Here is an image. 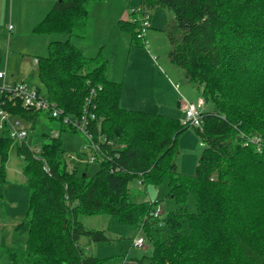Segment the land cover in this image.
Returning a JSON list of instances; mask_svg holds the SVG:
<instances>
[{"label":"trees","instance_id":"16d2710c","mask_svg":"<svg viewBox=\"0 0 264 264\" xmlns=\"http://www.w3.org/2000/svg\"><path fill=\"white\" fill-rule=\"evenodd\" d=\"M95 1L101 0H57L34 25L35 32L64 38L51 40L46 56H35L39 83L33 86L62 111L46 112L60 119L61 129L78 130L64 116L87 119L99 168L91 175L68 169L60 133L44 135L36 148L18 142L30 188L26 213L14 227L24 244L0 243V264H102L105 258L89 254L86 244L110 238L79 220L80 214L100 213L138 227L152 246L122 264H264V0L132 4L141 5V15L155 4L173 11L180 32L170 34L171 60L211 105L202 127L193 126L204 144L193 174L176 164L179 135L192 125L124 107L122 83L109 78L108 60L86 55L73 42L85 38ZM141 18L119 20L132 41L145 40ZM2 100L13 117L33 124L42 111L18 97L4 94ZM14 140L6 124L0 133L2 163ZM134 178L154 186L168 180L177 206L155 216L156 201H129ZM191 196L195 210L189 208Z\"/></svg>","mask_w":264,"mask_h":264},{"label":"rangeland","instance_id":"374dc122","mask_svg":"<svg viewBox=\"0 0 264 264\" xmlns=\"http://www.w3.org/2000/svg\"><path fill=\"white\" fill-rule=\"evenodd\" d=\"M141 1L101 0L91 3L86 36L83 39L74 37L73 42L81 47L86 55L101 54L108 60V76L122 83V94L125 99H129L128 105H135L130 99L134 98L135 103L139 99L144 102L145 108L136 109L148 111L158 108V112L184 121L185 110L178 107L177 101L183 97L197 101L202 97V92L201 88L186 78L184 69L175 64L169 55L172 48L170 34L180 32L173 11L158 4L151 6L150 25L143 33L145 40L138 41H132L130 33L120 28V17H115L125 11L127 19L141 18L140 13H133L130 8L132 4H141ZM44 2L45 12L42 17L52 7L51 0H0V68L6 70L7 80L24 78L32 84H38L34 57L46 56L49 52V42L64 38L62 34L33 30L39 20L32 24L31 19L35 17L32 15ZM9 24L13 26L12 31ZM1 81L0 79V83ZM152 100L163 101L152 106ZM210 107L211 105L206 104V108ZM22 120L28 128V135L23 140L28 147L36 148L44 135L60 133L66 150L64 161L68 169L76 166L79 174L91 175L99 168L98 161L92 159L93 143L76 126H73L78 129L76 131L61 129L60 119L51 118L44 111H41L34 124L23 117ZM18 142L20 141L12 142L3 163L0 156V168L3 164L4 169V179L0 180V243H15L21 246L24 239L15 234L14 227L26 213L30 188L24 174V160L17 153ZM178 145V171L195 173L204 144L193 126L180 133ZM169 188L168 180L154 186L134 178L129 183V201H156L155 208L164 215L177 206L176 201L168 195ZM189 208L195 210L192 196ZM79 220L88 228L103 229L110 238L107 242L86 244L89 254L105 258L102 264H122L125 260L140 258L151 252L150 242L138 227L121 223L110 214H80ZM185 231L188 232L189 228H185ZM138 236L145 237L143 246L132 244V240ZM82 241L86 243V237H83Z\"/></svg>","mask_w":264,"mask_h":264},{"label":"built area","instance_id":"2783aa9c","mask_svg":"<svg viewBox=\"0 0 264 264\" xmlns=\"http://www.w3.org/2000/svg\"><path fill=\"white\" fill-rule=\"evenodd\" d=\"M142 7L132 6L131 10L133 13L141 11ZM142 27L141 34H143L146 30V27L150 25L149 21V13L148 10H144L142 14ZM12 28V25L9 26ZM37 61V59L35 60ZM0 79L2 80L0 83V133L5 128V125L8 124L10 126V135L17 141H22L28 135V128L25 123L17 117H13L8 109L4 107V101L2 100V96L9 95L10 97H18L24 106L28 108H36L45 112H49L53 116H57L61 114V110L56 106L55 103L48 101L45 97H43L36 89L35 86L26 82V81H18V82H10L6 78V71L0 68ZM206 108V103L203 97L198 98L197 101L185 100L184 102V110H185V120L184 122H188L192 126L202 127L203 123V112ZM64 121L73 124L78 129L86 134L88 139L90 140V135L86 133V125L87 119L83 116L81 119L72 120L67 116H64ZM252 141V139H251ZM257 143V147L260 150V138L256 137L253 139ZM94 159V157L92 158ZM155 216L161 214V211L156 209L152 212ZM1 221V220H0ZM132 244L134 246H143L144 238L142 236H138L133 239Z\"/></svg>","mask_w":264,"mask_h":264},{"label":"crops","instance_id":"0c3cea01","mask_svg":"<svg viewBox=\"0 0 264 264\" xmlns=\"http://www.w3.org/2000/svg\"><path fill=\"white\" fill-rule=\"evenodd\" d=\"M14 0H12V2H13ZM57 0H55L54 2H53V0H51V2L50 3H52L53 2V5H54V3L56 2ZM53 5H51V6H53ZM45 6V2L43 3V6H41L39 9H36V11H35V13L32 15V16H35V17H33L32 18V16H31V22H32V24H34L35 22H38V20L40 21L43 17V14H44V12H45V9L43 8ZM43 8V9H42ZM51 9V8H50ZM48 12V11H47ZM116 16H118V17H120V19H127L128 17H127V13H125V11L124 12H121V13H118V15H115V17ZM114 17V18H115ZM121 17H125V18H121ZM34 18H35V21H34ZM11 24H9V26H10ZM12 29H13V26H12V28H10V31H12ZM81 48V47H80ZM82 49V48H81ZM83 50V49H82ZM84 52V51H83ZM36 60V57H34V62L35 63H37V61H35ZM152 65H153V63L151 62V61H149ZM5 70V69H4ZM6 71V70H5ZM6 78H7V73H6ZM114 80V79H113ZM8 81H10V80H8ZM18 81H26V82H28V83H30L29 81H27L26 79H24V78H22V79H12L10 82H18ZM116 81V80H115ZM30 84H32V83H30ZM32 85H34V84H32ZM151 100V99H150ZM149 100V101H150ZM185 100H189V99H187L186 97H183V99H180V100H178L177 101V105H178V107H182L183 109H184V102H185ZM128 101H129V99H125V96L122 94V96H121V104L124 106V107H127V108H134V109H136V108H145V107H143V101H140L139 99L138 100H136L137 102L135 103V101H134V98L133 99H130V102H132V103H134L135 105H128L129 103H128ZM154 103L153 104H151L152 106H154L155 104H158L159 105V103L161 102V101H163V100H152ZM190 101H192V100H190ZM125 102H127V103H125ZM131 103V104H132ZM136 104H139V106H141V107H138ZM132 106V107H131ZM145 106V105H144ZM146 106H148V105H146ZM132 108V109H133ZM141 110H146V109H141ZM158 108L155 110V109H149L148 111H157L158 112ZM0 230H1V228H0Z\"/></svg>","mask_w":264,"mask_h":264}]
</instances>
